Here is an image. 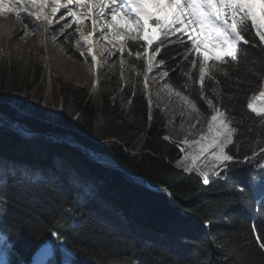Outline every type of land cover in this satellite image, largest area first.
Listing matches in <instances>:
<instances>
[{
  "label": "trees",
  "instance_id": "trees-1",
  "mask_svg": "<svg viewBox=\"0 0 264 264\" xmlns=\"http://www.w3.org/2000/svg\"><path fill=\"white\" fill-rule=\"evenodd\" d=\"M255 42L259 43L258 38ZM246 48L248 62H254L259 70L264 65V52ZM65 49L71 53L69 46ZM169 51L176 59L167 65V81L181 90L187 83L182 72H187L190 64L182 61L180 49ZM129 60L133 61L131 67L144 71L140 61ZM181 63L182 69L177 67ZM249 63L242 58L236 73L243 91L237 92L234 77L231 81L221 77L223 83L217 85L224 89L226 104L233 94L243 101V107L236 105L235 115L237 120L243 115L244 127L236 147H232V154L240 160L264 147V129L255 122L260 118L248 113L244 99L245 92L252 94L250 88L258 90L264 84V78L254 76ZM126 75L124 81L117 72L110 73L109 81L98 80L102 105L99 119L88 87L53 76L52 98L58 108L47 118L35 119L29 113L21 114L19 108L37 109L47 89L46 74L39 65L21 74L19 57L0 50V113L83 142L101 156L166 185L177 206L165 191L147 186L122 167L92 161L84 151L53 139L25 135L15 128L19 125L0 124V192L6 193L0 196V229L11 233L9 240H16L17 250L26 259L53 239L48 229L64 212V230L81 253L74 264H107L111 256L121 257V264H138L134 257L139 258V264H153L154 260L158 264H264V249L258 246L251 223L254 217L257 224L264 223V205L258 203L260 191H253L248 180L252 165L264 164V160L257 157L220 175L212 170L205 184L197 171L178 166L183 155L181 144L165 139L171 131L168 116L150 103L142 77L133 69ZM196 75L198 78V69ZM183 91L195 99L203 118L210 116L207 104L200 99L199 84ZM23 162L48 164L51 169L32 179L15 172V166ZM90 185H94L93 191L85 193ZM77 198L78 211L69 218L71 202ZM201 223L208 225L209 238ZM36 235L42 239H34Z\"/></svg>",
  "mask_w": 264,
  "mask_h": 264
},
{
  "label": "snow or ice",
  "instance_id": "snow-or-ice-1",
  "mask_svg": "<svg viewBox=\"0 0 264 264\" xmlns=\"http://www.w3.org/2000/svg\"><path fill=\"white\" fill-rule=\"evenodd\" d=\"M9 3L10 7L4 0H0V10H16L18 17H23L26 13L27 18L35 17L37 21L43 20L49 26L64 21L61 25L62 33L73 24L77 25L76 31L81 32L80 17L91 19L93 31L87 36L82 35L83 42L88 44L99 28L106 38L110 35L113 41L118 42L117 51L122 55L127 52L129 57L135 55L136 61H143L145 81L154 69L161 67L165 69L162 76L170 79L167 65L170 60H175L176 56L169 49H180L182 61L190 64L187 72H182L187 77L183 88L192 89L199 84L200 99L210 110V116L204 117L207 120L206 132L200 137L204 143H195L199 144L201 154L210 155L214 173L220 175L230 171L234 165L250 163L257 157L264 160V155H261L264 153V147H261L259 152L253 150L251 156L245 155L243 160L232 154V147H236V138L244 127L243 115L239 120L235 115L236 105L243 107V101L239 95L233 94L229 96L226 104L224 89L217 88V85L223 83L221 77L229 81L234 77L237 92L243 91L240 88L241 77L236 73L240 71L242 58L249 63L246 46L259 48L264 52V0H9ZM46 8L50 9L51 15L45 13ZM61 9L66 10V15L61 14L57 18ZM75 9L82 11L78 14ZM66 16L71 17V21L67 20ZM30 27L35 25L29 20L25 29ZM27 34L26 31L25 35ZM256 38L259 43L255 42ZM92 51V47H88L89 55ZM92 62L96 64L95 55H92ZM129 63L133 61L129 60ZM183 66V63L177 65L181 69ZM249 68L254 76L264 78V65L257 70L252 62L249 63ZM164 87L169 92H174L194 110L201 112L195 99L184 94L183 88L176 90L168 82L164 83ZM209 89L211 95L208 94ZM248 91L252 94L244 93L247 111L260 118L255 122L264 129V84H260L258 90L250 88ZM28 135L31 136V133ZM184 159H187V156ZM199 174L207 184L209 173L201 171ZM73 179L79 182L77 177ZM248 180L253 191H260L261 199L258 203L264 205V164H253ZM93 188L94 185L88 186L85 193L90 194ZM4 195L5 192H0V196ZM79 203V198L71 202L69 218L75 216ZM66 223L65 213L62 212L48 229L53 239L46 241L29 259L21 256L16 248V240L7 239L3 229H0V241L4 244L0 264H43L41 258L49 261V264H74L75 258L81 253L79 248L71 245L64 230ZM251 223L258 246L264 249V223L257 224L255 217ZM34 239L39 240L42 237L36 235ZM133 259L139 264L138 257ZM121 260L119 256H111L107 264H121ZM153 264L158 262L154 260ZM163 264H166V261Z\"/></svg>",
  "mask_w": 264,
  "mask_h": 264
},
{
  "label": "rangeland",
  "instance_id": "rangeland-1",
  "mask_svg": "<svg viewBox=\"0 0 264 264\" xmlns=\"http://www.w3.org/2000/svg\"><path fill=\"white\" fill-rule=\"evenodd\" d=\"M62 2H66V0H62ZM4 3L9 7L11 6L9 0H4ZM75 10L78 14L82 11L81 9ZM44 11L46 14L51 15L50 9L46 8ZM61 14L66 15V10L61 9L57 13V18ZM66 18L71 21V17L66 16ZM80 18H85L82 22L83 24L81 23L80 25L81 32H77V25L73 24L71 28L62 33L61 25L64 21L49 26L43 20L37 21L35 17L27 18L26 13L23 14V17H18L16 10L11 12L0 10V50L8 56L17 55L19 57L21 74L27 72L34 65L41 66L42 72L46 74L48 82L44 99L38 105L37 109L35 111H29L21 107L19 108L20 113H29L35 119H44L49 114L55 113L58 105L53 102V89L51 84L52 77L58 76L60 79L66 80L76 86L88 87L94 101L96 118H102L98 80L104 78L106 81H109L110 73L117 72L119 78L124 81L127 77L128 70L133 69L136 75L139 74L142 77V82L150 103L163 109L168 116V125L175 134V137L172 136L171 131L166 134V137L177 140L183 149V155L179 161V165L188 170L197 171L198 173L201 171H207L208 173L212 171L210 155L208 153L201 154L199 144L195 143L197 141L200 144L204 143V141L200 140V137L202 133L206 132L207 121L198 111L177 97L174 92H169L164 87V83L168 81L166 77L162 76V72L164 71L163 67L154 69L153 73H150L147 81H145V72L131 67L127 52L122 55L117 51L119 47L118 42L113 41L110 35L106 38L98 28L93 36V51L89 55L87 44L83 42L81 37L92 32L93 25L91 19L84 16ZM29 20L35 27L24 28L23 31H19L16 38H12L14 34L11 32L12 28L17 25L19 27L20 24L25 27V24ZM26 31L28 33L27 35H25ZM71 40L72 43L69 44ZM114 44L116 45L115 47L113 46ZM50 45L54 47L52 52L50 51ZM66 45L70 47L71 53L65 49L67 47ZM81 53H84V55H81ZM93 53L96 54V64L92 62ZM45 58L51 59L50 62L46 63ZM131 58L136 59L135 55L131 56ZM140 63L143 65V61H140ZM106 91L108 92L110 90L106 89ZM114 96L118 101L119 96L117 94ZM15 125H19V127H15ZM7 126H14L25 135H28L29 132L32 133L22 125L14 122L7 124ZM185 141L188 143H185ZM185 156H187V159H184ZM257 192H259L258 189ZM0 252H4L2 244H0ZM42 261L44 264L45 260L43 259Z\"/></svg>",
  "mask_w": 264,
  "mask_h": 264
},
{
  "label": "water",
  "instance_id": "water-1",
  "mask_svg": "<svg viewBox=\"0 0 264 264\" xmlns=\"http://www.w3.org/2000/svg\"><path fill=\"white\" fill-rule=\"evenodd\" d=\"M0 122L4 123V124H10L12 122L14 123H18L20 125H22L23 127H25V129L31 131V132H34V133H37L41 136H44V137H53L55 140H57L59 143H62V144H65V145H69V146H73V147H76V148H79L83 151H85L90 159L92 161H95V162H98L100 164H105L107 166H110V167H122L124 169H126L130 174L142 179L145 184L151 188H154V189H160L162 191H165L168 196H169V199L171 201V203L174 205V206H177L173 199H172V192L171 190L166 186V185H162V184H157V183H154L153 181H151L148 177L144 176L143 174H140V173H137L135 172L133 169H131L130 167L128 166H125L121 163H118V162H114V161H111L105 157H102L100 155H98L94 150H92V148H90L88 145L84 144V143H81V142H75V141H67L53 133H50V132H46L44 130H41V129H33L32 127L28 126L25 122H23L22 120L20 119H17V118H13L9 115H2L0 116ZM181 210V209H180ZM181 212L183 214L184 211L181 210ZM193 220H196L198 221L196 218L192 217ZM199 222V221H198ZM202 224V227L204 228V231L206 232V235L207 237L209 238V227L204 224V223H201Z\"/></svg>",
  "mask_w": 264,
  "mask_h": 264
},
{
  "label": "bare ground",
  "instance_id": "bare-ground-1",
  "mask_svg": "<svg viewBox=\"0 0 264 264\" xmlns=\"http://www.w3.org/2000/svg\"><path fill=\"white\" fill-rule=\"evenodd\" d=\"M258 13H259V9L257 10ZM87 18V17H86ZM81 19V22H83V20L85 18H80ZM83 24V23H82ZM18 26V25H17ZM15 26L14 28H12L11 32H13V36L12 38H16V36L19 34V31H23L25 27H23L21 24L19 25V27ZM11 29V28H10ZM99 29V28H98ZM97 29V30H98ZM39 33V32H38ZM96 33V31H95ZM42 35V34H41ZM87 36V35H86ZM41 39V38H40ZM52 44V43H51ZM93 46V37L90 39L89 43L87 44V48L88 47H92ZM54 50V47L50 45V51L52 52ZM93 55L96 56V54L93 53ZM63 57V56H62ZM51 59H48V58H45V62L48 63L50 62ZM66 72V71H65ZM72 75V74H71ZM0 116H1V113H0ZM69 141H75V142H80V141H77V140H73V139H69ZM83 143V142H81ZM70 147H73V146H70Z\"/></svg>",
  "mask_w": 264,
  "mask_h": 264
}]
</instances>
